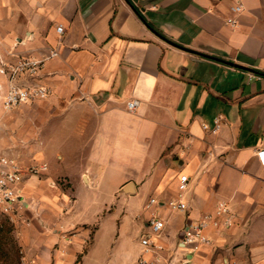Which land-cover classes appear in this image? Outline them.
<instances>
[{
	"label": "crops",
	"instance_id": "1",
	"mask_svg": "<svg viewBox=\"0 0 264 264\" xmlns=\"http://www.w3.org/2000/svg\"><path fill=\"white\" fill-rule=\"evenodd\" d=\"M50 48L20 80L50 89L28 103L47 100L65 138L54 171L21 184L28 263L264 264V0H0V64ZM178 197L184 210L165 206ZM220 201L229 226L182 246ZM152 215L159 250L141 244Z\"/></svg>",
	"mask_w": 264,
	"mask_h": 264
},
{
	"label": "built area",
	"instance_id": "2",
	"mask_svg": "<svg viewBox=\"0 0 264 264\" xmlns=\"http://www.w3.org/2000/svg\"><path fill=\"white\" fill-rule=\"evenodd\" d=\"M242 5L236 3L231 7L234 13L240 12ZM226 23L231 26L236 25L234 18H227ZM58 33L63 32L62 25L56 27ZM57 56V51L50 48L46 55L36 57L32 55H19L13 62L1 61L0 73L5 76L6 90L0 99V108L7 110L17 107L21 104L45 99L50 89L40 84H25L20 80L24 76L36 77L39 74L44 62L52 57ZM137 100L133 99L126 103L128 110L132 111ZM214 130L219 127L220 118H216ZM205 127V126H204ZM257 155L262 163H264V149L258 150ZM48 169L45 162H33L25 164L16 157L0 152V215L10 220H20L21 212L26 206L22 199L21 184L25 175L38 176L46 172ZM188 177L186 175L179 176V189L186 187ZM157 201L150 198L148 203L153 204ZM172 211H181L186 208V204L178 197L164 202ZM230 209L226 202L220 201L212 212L203 214L196 220L186 221L182 228V237L180 244L184 247L197 249L201 245L209 243L205 231L209 227H228L230 224ZM164 227V221L156 215H152L147 221V231L141 237V244L146 249L159 250L161 245L152 238L159 235ZM144 260H140L139 264H144ZM21 264H28L25 260ZM224 264H230L225 262Z\"/></svg>",
	"mask_w": 264,
	"mask_h": 264
},
{
	"label": "rangeland",
	"instance_id": "3",
	"mask_svg": "<svg viewBox=\"0 0 264 264\" xmlns=\"http://www.w3.org/2000/svg\"><path fill=\"white\" fill-rule=\"evenodd\" d=\"M52 117L51 105L47 100L7 110L0 108V149L26 164L37 160L46 162L50 175L55 169L56 157L62 154L55 151L56 144L65 140L53 133L52 127L57 121H53ZM56 182L62 184L63 177H57ZM0 219H7L10 225L8 237L0 243V264H21L22 260L28 263V249L24 248L19 238L22 224L29 226L30 221L24 218L10 220L1 215Z\"/></svg>",
	"mask_w": 264,
	"mask_h": 264
},
{
	"label": "trees",
	"instance_id": "4",
	"mask_svg": "<svg viewBox=\"0 0 264 264\" xmlns=\"http://www.w3.org/2000/svg\"><path fill=\"white\" fill-rule=\"evenodd\" d=\"M10 231V225L7 219H0V243L1 240L8 237Z\"/></svg>",
	"mask_w": 264,
	"mask_h": 264
},
{
	"label": "water",
	"instance_id": "5",
	"mask_svg": "<svg viewBox=\"0 0 264 264\" xmlns=\"http://www.w3.org/2000/svg\"><path fill=\"white\" fill-rule=\"evenodd\" d=\"M130 186H131V184H128L127 188L124 190L126 193L130 192V190H129L130 189L129 188Z\"/></svg>",
	"mask_w": 264,
	"mask_h": 264
}]
</instances>
